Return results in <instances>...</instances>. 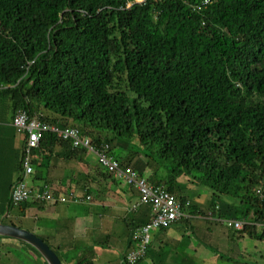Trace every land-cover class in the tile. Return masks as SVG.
<instances>
[{
    "label": "trees",
    "instance_id": "obj_1",
    "mask_svg": "<svg viewBox=\"0 0 264 264\" xmlns=\"http://www.w3.org/2000/svg\"><path fill=\"white\" fill-rule=\"evenodd\" d=\"M202 1L0 0V102L13 118L78 129L120 169L173 194L190 217L169 227L223 228L226 264H264V0ZM45 142L90 154L53 133ZM184 182L209 191L207 207L184 196ZM28 205L10 204L6 225ZM136 214L132 232L150 223L151 205ZM0 246L47 264L25 242Z\"/></svg>",
    "mask_w": 264,
    "mask_h": 264
},
{
    "label": "crops",
    "instance_id": "obj_2",
    "mask_svg": "<svg viewBox=\"0 0 264 264\" xmlns=\"http://www.w3.org/2000/svg\"><path fill=\"white\" fill-rule=\"evenodd\" d=\"M12 121L7 102H0V219L8 214L12 188L22 174L25 137L16 131ZM33 163L31 184L35 189L49 186L57 195L73 193L82 202L29 204L11 212L8 220L46 241L62 258L63 264H77L83 260L93 264L122 263L130 250L131 218L136 217L139 208L131 209L139 203V194L119 179L102 175L96 169L94 155L72 154L67 145L43 143L35 151ZM146 173L151 174L150 171ZM160 175L159 178L164 179ZM182 182L180 179L178 184ZM191 226L178 223L155 232L150 257L141 264H226L217 255L230 254L233 245L228 233L223 228H208L207 225H197L195 232ZM31 264L45 263L38 260Z\"/></svg>",
    "mask_w": 264,
    "mask_h": 264
},
{
    "label": "built area",
    "instance_id": "obj_3",
    "mask_svg": "<svg viewBox=\"0 0 264 264\" xmlns=\"http://www.w3.org/2000/svg\"><path fill=\"white\" fill-rule=\"evenodd\" d=\"M141 2V0H139ZM211 0H203L202 5L207 6ZM16 131L24 135L23 155L21 161L22 174L19 181L14 185L11 192V205L17 208L23 204H80L82 200L73 193L69 195H57L49 186L35 189L31 184L34 175V152L40 148L42 137L45 133H53L58 138L71 141L72 149L85 150L94 154L98 164L106 171L115 174V178L132 185L139 193V203L131 210L136 211L142 205H151L153 218L145 226L132 232L133 247L126 255L128 264H137L146 255L153 234L160 229L169 227L173 223L190 217L183 211V205L177 198L164 188L154 187L144 179L137 178L136 173L130 169H120L113 158L103 152L97 151L91 140L83 138L76 128H63L57 125L47 124L40 116L30 117L25 111L18 112L12 121ZM90 200V198H88ZM191 204V203H189ZM223 226L234 231H241L244 223L238 220H219Z\"/></svg>",
    "mask_w": 264,
    "mask_h": 264
},
{
    "label": "water",
    "instance_id": "obj_4",
    "mask_svg": "<svg viewBox=\"0 0 264 264\" xmlns=\"http://www.w3.org/2000/svg\"><path fill=\"white\" fill-rule=\"evenodd\" d=\"M0 237H8L27 243L40 253L47 264H63L55 251L34 233L16 226L0 223Z\"/></svg>",
    "mask_w": 264,
    "mask_h": 264
},
{
    "label": "rangeland",
    "instance_id": "obj_5",
    "mask_svg": "<svg viewBox=\"0 0 264 264\" xmlns=\"http://www.w3.org/2000/svg\"><path fill=\"white\" fill-rule=\"evenodd\" d=\"M184 183H188V182H184ZM189 185H190L189 187H186L185 184L183 185V188H184L183 190H185L184 195L187 196L193 203L194 202L198 203L200 204L199 206L204 207V208L207 207L209 199L211 197L209 196V191L203 186L200 187L197 185L196 186L191 185V184ZM0 223H4L6 225V223L8 222L6 218H3V219H0ZM23 254L14 253L13 251L9 252V249L0 248V264H24V262H27L28 260L25 258Z\"/></svg>",
    "mask_w": 264,
    "mask_h": 264
}]
</instances>
